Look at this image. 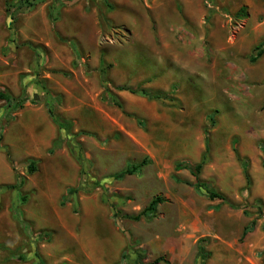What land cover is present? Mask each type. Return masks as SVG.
<instances>
[{
  "label": "rangeland",
  "instance_id": "374dc122",
  "mask_svg": "<svg viewBox=\"0 0 264 264\" xmlns=\"http://www.w3.org/2000/svg\"><path fill=\"white\" fill-rule=\"evenodd\" d=\"M258 44L264 49V0H37L22 8L0 0V87L29 98L7 125L0 102V186L26 178L20 191L0 189V264H90L72 234L85 195L89 206L110 209L132 243L131 261L142 250L145 264L159 256L167 262L158 264H195L206 237L205 264H264V53L251 61ZM206 129L200 177L228 202L197 191L188 169L175 170L200 161ZM29 158L39 173L26 175ZM144 159L137 174L112 178ZM56 165L78 170L92 190L47 201ZM156 195L165 201L150 220L127 217Z\"/></svg>",
  "mask_w": 264,
  "mask_h": 264
},
{
  "label": "trees",
  "instance_id": "16d2710c",
  "mask_svg": "<svg viewBox=\"0 0 264 264\" xmlns=\"http://www.w3.org/2000/svg\"><path fill=\"white\" fill-rule=\"evenodd\" d=\"M5 1H6V4H8V5L11 4V0H5ZM18 1L20 2L21 8H22V7H32L34 4H36L37 0H18ZM39 1L42 2L45 0H39ZM254 51L256 52L255 55L251 56V61H253V62L257 61L263 55L264 49H263L262 44L256 45L254 48ZM100 72H101L103 77L106 76L104 68L100 69ZM102 82H103L104 86L106 87L107 81L103 78ZM105 89H106V91H108L107 87ZM118 89L119 90H126L128 88H125L124 86H118ZM128 90L132 93L148 96L149 98H158L159 97V96L150 95L145 90H138V91L132 90V89H128ZM28 100H29L28 97L15 96L8 88L0 87V102H4L5 107L7 108V110L5 111V115H4V118L6 120L5 125L9 124L12 120L15 119L16 113L25 107ZM31 102L32 103H38L39 100L36 98V99H32ZM118 106H119V104H118ZM120 107H121V105H120ZM50 113L60 128L66 129V131L70 130V123L68 121L61 119L59 117H56L51 112V110H50ZM210 120H213V117H211ZM138 122L142 123L139 119H138ZM204 135H205V150L201 155L200 161L195 163V164H192L191 162L186 161V160L179 161L175 164V170L178 171L181 169H188L190 171V173L195 177V182L191 183V184L194 186V188L197 191H204L203 193L211 200L220 199L222 202H228V198L224 193L216 191L215 189L209 188L207 186V184L200 177V173H201L204 165L208 162V159H209V137H210V133L207 129L204 131ZM60 141H61V139L58 141L57 140L54 141L53 147H58L60 145ZM5 150H6V154L8 156L9 161L12 162L9 149L6 147ZM237 157L239 158V156H237ZM146 163H147V161L144 159L139 163H133V164L127 165L120 172L113 174L112 178L122 179L123 177H125L127 175L137 174L140 171V169L144 165H146ZM262 165L264 166V158L262 160ZM243 168H244V176L246 178L247 184L249 185L250 184V177H249V173L247 171V166L245 163L243 164ZM38 171H39V160L35 159V158H29L27 161V164H26V171H25L26 175H32V174L37 173ZM25 182H26L25 177H17V180L15 183L2 185V186H0V189L5 187L8 189L20 191L21 188L23 187V185L25 184ZM187 183L189 184V182H187ZM92 188L93 187L91 185L87 184V182L84 181L82 179V177H80V181H79L78 185L75 187L68 188L67 193L64 196V198L76 197L79 194V192H81V191H83L85 193H89L92 190ZM22 200L25 201V196L22 197ZM164 201H165V198L163 196L156 195L150 200L148 205L143 210H141L139 213H137L135 215H129L127 217H129L130 219L136 220V221L140 220L142 217H144L146 220H150L155 215V213L157 212L158 205L160 203H163ZM245 213L248 214L247 211H245ZM255 224H256V220L255 219L251 220L250 224L244 229V235L247 234L248 232L252 231L255 227ZM208 242H209V239L206 237L200 238L198 240V242H197V259H196L195 264H205V261L210 256V252L206 250V246H207ZM131 244L132 243L130 242V240H128L127 249H129ZM126 251L122 255V259L124 261L128 262L129 264H145L143 253L141 252L142 250L141 251L136 250L135 253L137 254V256H136V259L133 261H131L128 258V254L126 253ZM160 262H167V259L164 256H159L153 260L154 264H158Z\"/></svg>",
  "mask_w": 264,
  "mask_h": 264
},
{
  "label": "crops",
  "instance_id": "0c3cea01",
  "mask_svg": "<svg viewBox=\"0 0 264 264\" xmlns=\"http://www.w3.org/2000/svg\"><path fill=\"white\" fill-rule=\"evenodd\" d=\"M172 55L177 56L173 53ZM163 78L165 77L161 76L158 78L154 84L155 87H163L162 83L165 82L162 80ZM173 82L171 81V86ZM62 168L60 165L52 166V170L56 173L55 176L48 175L47 179H45L49 186L48 191L45 193L47 201L56 202L61 199L66 195L68 188L77 186L80 181L78 170L74 168L70 173L65 172V170L61 173ZM49 181H51V184ZM42 194L44 195L43 191ZM89 198L91 197L88 195L78 198L81 205L80 212H82L78 218L79 232L73 233L72 231V234L75 236L76 247L90 264H127L122 259V255L128 246L127 237L114 222L110 209L100 203L89 206ZM104 227L105 233L109 236L106 235L108 237L104 236L102 238L99 234L102 235L101 232ZM85 231L89 235H86Z\"/></svg>",
  "mask_w": 264,
  "mask_h": 264
}]
</instances>
